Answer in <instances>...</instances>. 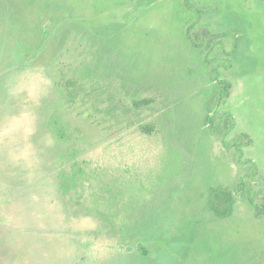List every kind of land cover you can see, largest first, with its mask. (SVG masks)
<instances>
[{
  "label": "rangeland",
  "instance_id": "obj_1",
  "mask_svg": "<svg viewBox=\"0 0 264 264\" xmlns=\"http://www.w3.org/2000/svg\"><path fill=\"white\" fill-rule=\"evenodd\" d=\"M263 202L264 0H0V264H264Z\"/></svg>",
  "mask_w": 264,
  "mask_h": 264
},
{
  "label": "trees",
  "instance_id": "obj_2",
  "mask_svg": "<svg viewBox=\"0 0 264 264\" xmlns=\"http://www.w3.org/2000/svg\"><path fill=\"white\" fill-rule=\"evenodd\" d=\"M222 83V82H221ZM231 86H232V84H231V82H229V81H224L223 83H222V90H223V94L225 95V96H227L228 94H229V89L231 88ZM144 101H146V100H144ZM143 129H148V128H143ZM242 136H244L245 137V135H243L242 134ZM248 137V136H247ZM251 141V140H250ZM249 141V142H250ZM237 149H238V151L241 153V155H242V150H240L239 148H238V145L237 144H235L234 145ZM216 196L219 198V200H225V203H226V207H224L223 209H221L220 210V208H218L217 209V211L220 213V214H227V213H229V212H231V210H232V204H233V194L231 193V192H229V191H222L221 193H218V194H216ZM257 209H258V211H259V213H264V202L259 206H257Z\"/></svg>",
  "mask_w": 264,
  "mask_h": 264
}]
</instances>
